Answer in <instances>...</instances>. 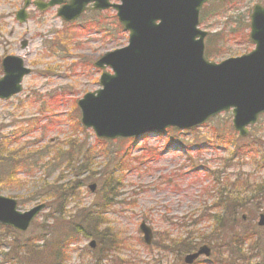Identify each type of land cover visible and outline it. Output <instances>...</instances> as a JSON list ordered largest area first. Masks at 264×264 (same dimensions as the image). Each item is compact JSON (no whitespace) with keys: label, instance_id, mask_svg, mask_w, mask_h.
<instances>
[{"label":"rangeland","instance_id":"374dc122","mask_svg":"<svg viewBox=\"0 0 264 264\" xmlns=\"http://www.w3.org/2000/svg\"><path fill=\"white\" fill-rule=\"evenodd\" d=\"M23 2L0 0V78L1 62L7 55L22 57L31 69L23 78L22 91L0 100V143L21 148L33 158L30 168L16 169L15 179L23 184L2 179L7 168L0 164L4 183L0 194L15 197L24 211L42 202L39 197L44 196V188L56 180L59 184L79 181V194L70 198L67 206L73 215L83 208L96 209L105 175L115 176L118 195L102 214L97 213L103 216L97 226L99 239L81 235L70 242L66 264H185L182 242L190 240L196 242V248L208 244L213 249L210 257L202 256L195 264H264L263 250H252L251 240L239 239L243 241L238 244L239 252L229 248L232 236H225L228 227L235 225L240 233L256 229L264 235L257 225L264 200L250 202L239 213V218L247 216L243 224H226L219 235L213 231L211 219L212 189L217 182L226 183V178L237 176L264 182V160L260 159L264 154V115L247 137L238 135L231 112H224L193 130L168 129L138 139L97 138L92 129L82 126L77 102L101 87L102 70L94 62L105 52L126 46L128 32L112 9L87 11L76 21L66 22L58 16V6L47 11L30 6L29 19L19 23L16 12ZM220 3L212 0L204 6L201 17L204 14L205 22L200 24L208 32L206 56L215 62L252 51L255 46L249 40V27L243 26V16L249 19L256 3L264 6V0ZM86 155L92 166L79 169ZM68 162L76 166L66 167ZM93 182L97 184L95 192L88 187ZM50 201H45L46 209L26 232L0 225V264H52L50 255L49 260L43 253L26 258L21 253L34 237H41L39 244L45 240L51 243L69 231V224L54 225L58 212L64 210L60 201ZM94 220L96 225V217ZM142 221L154 231L152 245L143 240ZM102 234L108 235L104 247L110 251H102L97 261L92 255L101 251L97 248L103 246ZM91 239L98 243L94 250L88 246Z\"/></svg>","mask_w":264,"mask_h":264},{"label":"water","instance_id":"95a60500","mask_svg":"<svg viewBox=\"0 0 264 264\" xmlns=\"http://www.w3.org/2000/svg\"><path fill=\"white\" fill-rule=\"evenodd\" d=\"M35 0L45 11L60 5L58 15L66 21L80 17L87 9L113 8L129 32L127 46L105 52L94 64L104 71L101 87L78 100L81 122L100 138L139 137L165 128H194L221 112L231 111L233 128L242 137L264 113V6L255 4L250 15V38L255 48L241 56L220 62L205 56L208 32L200 29L201 10L210 0ZM224 1V0H222ZM31 0L17 11L19 22L28 20ZM90 4H92L90 6ZM24 42L23 45H25ZM0 99L22 90L24 76L31 72L22 57L8 55L2 61ZM97 185L89 186L95 191ZM18 208L16 198L0 194V223L26 231L45 208ZM258 224L264 226V213ZM140 230L147 244L153 231L143 221ZM95 247V241L90 243ZM211 248L201 246L189 253L192 264ZM261 264V263H256Z\"/></svg>","mask_w":264,"mask_h":264},{"label":"trees","instance_id":"16d2710c","mask_svg":"<svg viewBox=\"0 0 264 264\" xmlns=\"http://www.w3.org/2000/svg\"><path fill=\"white\" fill-rule=\"evenodd\" d=\"M247 19L248 15L243 16V26L246 29L249 27V19ZM201 21L202 23L205 22L204 14ZM207 54H209V52H207ZM8 145L9 144L5 142L0 143V164H3L7 168V172H5L4 174L2 173V179L7 181H17L18 183L23 184L22 182L24 181H21L20 179H15L16 169L22 167L30 168V161L32 160L33 156L29 153H26L21 148H10L8 147ZM44 151H46V149L42 150V152ZM260 155V159L264 160V154L261 153ZM86 159H88L87 155L84 157V161L79 165V169L84 168L86 165L92 166L89 164V162L87 163ZM69 166L74 167L76 166V164L68 162L66 167ZM77 176L79 175L77 174ZM105 178L106 181H104L103 183L102 198L96 204V206L98 207L94 210L91 208H83L79 211V213H74L73 215H71L69 210H67V206L69 204L70 198H75L79 194L78 190L80 189L81 185L78 184L80 182L77 180L78 182L77 184H75L74 180L72 183L70 182L67 184H59L58 179L54 183L46 186L44 188L46 192L45 194H43L44 196L41 195L39 197L40 200L42 202H51L50 200L52 199L60 201V206H62L64 212H61V210L58 212L59 217H56V219L54 220V225L58 228H61L62 224H64L65 226H68L69 224L70 229L68 232L61 233L59 239H54L51 241V243H47L45 240L44 242H42V244H39L38 241H41V237H34L31 244L29 246H26L25 250L21 252L23 254L22 257L26 258L28 255H31L33 253H39V255L40 253H43L44 255H47L46 259L50 260L52 258V264H64V262L66 264V260L68 259V245L70 242L75 241L81 235L85 237L91 236L93 238L99 239L100 235L97 234V226L99 225V221L102 223L103 218L101 217L103 216L97 215V213L102 214L101 210L105 209L108 206L109 202H112V200L118 195L117 188L115 185L118 180L115 179V176L113 174H106ZM226 179V183L217 182L215 184V187L212 189L214 192V200L211 205V209L213 210L211 214V219L214 224L213 231L217 232L218 235L221 230L225 228L226 224L234 225L237 224V222L243 224L244 220L242 219V217L239 218V213L240 210H243L250 202L254 200L258 201V199L264 200V182H257L255 180H251L249 176H247L246 178L237 176L233 180L231 178ZM2 184L4 183L0 180V190L3 189V187L1 186ZM86 210L90 211L87 212ZM60 212L62 215H60ZM94 217H96L97 219L96 225L95 220L93 221ZM91 228L94 229V231H92ZM228 229L229 234L227 233L225 234V236H232V238L228 240L229 248H235V250L241 252L240 248H238V244L241 245L243 241L251 240L253 242V245L251 247L252 250H263L262 252H264V235H261L256 232V229L242 233L238 232V225L229 226ZM225 236L223 234V238H226ZM107 237L108 235L106 237L103 235V239L101 240L103 246H101V249L97 248L98 251H101H93L92 256L97 261L102 258V251H110L108 248L104 247V244H106L107 241ZM239 239L245 240L240 242ZM181 249L185 254L194 251L196 249V242H193L191 240L189 242L183 241ZM49 255L51 258L49 257ZM44 264H48V262H45Z\"/></svg>","mask_w":264,"mask_h":264}]
</instances>
